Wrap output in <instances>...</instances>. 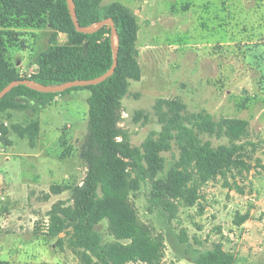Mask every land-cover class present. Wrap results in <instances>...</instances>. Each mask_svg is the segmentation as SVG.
<instances>
[{
	"label": "rangeland",
	"instance_id": "1",
	"mask_svg": "<svg viewBox=\"0 0 264 264\" xmlns=\"http://www.w3.org/2000/svg\"><path fill=\"white\" fill-rule=\"evenodd\" d=\"M112 3L127 7L137 24L140 79L129 80L118 123L131 145L158 139L154 105L162 98L180 100L189 113L205 110L216 120L248 121L247 135L234 143L223 135H199L211 148L233 143L239 149L232 164L207 180L188 168L192 203L172 195L163 196L160 204L152 202L155 181L167 178L180 158L175 139L158 152L153 177L131 193L139 218L167 239L160 264H192L187 257L215 244L231 252L237 264H264V0L101 1ZM10 30L15 33L5 39L7 58L20 76H28L49 45L51 28L21 25ZM65 41L64 33L56 35L55 42ZM89 95L88 89L71 90L42 109L0 113L11 122L5 152L0 151V175L13 184L0 183V258L9 264H83L68 244L71 229L51 238L33 229L35 223L46 229L43 219L54 203L58 209L72 205L71 190L53 194L49 185L79 184L85 176L81 146L88 132ZM32 117L39 122L33 142L15 127ZM29 183L42 188H32L27 200V192H20L21 202L8 207L17 195L13 187ZM9 210L19 214V227L13 220L2 222L12 215ZM243 215L247 219L236 223ZM96 229L102 242L111 240L106 220ZM13 240L22 244L20 253Z\"/></svg>",
	"mask_w": 264,
	"mask_h": 264
},
{
	"label": "trees",
	"instance_id": "2",
	"mask_svg": "<svg viewBox=\"0 0 264 264\" xmlns=\"http://www.w3.org/2000/svg\"><path fill=\"white\" fill-rule=\"evenodd\" d=\"M73 1L82 26L112 18L118 33V62L114 72L100 83L61 92H39L26 85H17L0 99V113L17 108L35 111L51 103L57 95L71 90H90L88 132L81 146V155L87 163L85 176L79 184L50 185L49 191L53 194L71 190L72 205L58 209L54 203L42 234L51 238L71 229L68 244L83 264H160L167 239L139 218L130 199L131 193L148 177H153L158 152L175 139L180 158L167 178L155 181L152 202L160 204L163 196L172 195L184 196L187 203H192L195 197L187 188L191 179L188 168L193 167L207 180L232 164L239 149L233 143L247 135L248 121L235 117L216 120L205 110L189 113L180 100L162 98L154 105L160 125L158 139L148 138L141 146L131 145L118 123L121 99L128 92L129 80L140 79L135 47L136 19L119 3L104 6L102 0ZM21 25L36 28L47 25L52 31L49 45L39 53L37 68L29 76H20L6 55L5 39L15 33L10 28ZM58 33L66 35L65 42H55ZM112 61L110 27L104 25L93 33L76 31L66 0H0V90L22 78L42 84L94 78L106 72ZM15 127L21 135L27 134L30 141L37 138V119L32 117L26 125ZM2 131L5 144L8 128ZM201 133L223 135L233 143L211 148L201 142ZM246 219L243 215L236 223ZM102 220L107 221L111 236L107 242H102L96 229ZM40 229L37 225L35 232ZM187 259L192 264H237L235 256L220 244ZM0 264L9 262L0 260Z\"/></svg>",
	"mask_w": 264,
	"mask_h": 264
},
{
	"label": "water",
	"instance_id": "3",
	"mask_svg": "<svg viewBox=\"0 0 264 264\" xmlns=\"http://www.w3.org/2000/svg\"><path fill=\"white\" fill-rule=\"evenodd\" d=\"M66 1L68 4L69 14L71 16V19L73 21L76 31L82 32V33H93L99 30L104 25H108L110 27L111 45H112V54H113V61H112V65L110 66V68L103 74L97 77H94V78L75 79V80H70V81H66L63 83H59V84H42V83L35 82L34 80H31L29 78L13 80L0 90V99L7 92H9L13 87L17 85H26L27 87L34 89L36 91H39V92H61L71 87L94 85V84L104 81L105 79H107L108 77L112 75L117 65V62H118L117 60L118 58V33H117V29L115 27V24L112 18L108 17V18L99 20L91 25L82 26L79 24L78 19H77L74 1L73 0H66Z\"/></svg>",
	"mask_w": 264,
	"mask_h": 264
},
{
	"label": "crops",
	"instance_id": "4",
	"mask_svg": "<svg viewBox=\"0 0 264 264\" xmlns=\"http://www.w3.org/2000/svg\"><path fill=\"white\" fill-rule=\"evenodd\" d=\"M21 64H23V62H19V65H21ZM6 119L8 120V118L6 117ZM8 123H9V126L7 127L8 128V132H9V128H10V126H11V122H10V120H8ZM8 132H7V134H8ZM6 137H7V135H6ZM3 144H4V142H3V140L0 142V147H2L3 146ZM38 176V175H37ZM39 177V176H38ZM4 178V177H3ZM4 180V184H7L8 185V183H9V185H13L11 182H9V181H7L6 180V178L5 179H3ZM51 185V184H50ZM49 185V186H50ZM36 187H41L42 188V186H41V184L40 183H38L37 185H33L32 183L30 184H27V185H25V186H19V187H13V190H15V192L17 193V195H15V196H13L12 197V201H11V203L9 202L7 205H8V207H10L11 209L13 208V206L14 205H16V202H18L19 201V203L21 202V196H20V192L21 193H26V194H24L23 196L25 197V199L27 200V198H28V194H30V191L32 190V188H36ZM12 190V191H13ZM62 193V192H61ZM60 194V193H59ZM19 195V196H18ZM4 197V196H3ZM0 199L2 200L3 198H2V196L0 197ZM1 201H0V207H1ZM7 205L4 207V209H7ZM15 207V206H14ZM9 211H12V215H9V216H7L6 218H4L3 220H2V222L4 221V223H7L8 221H12L13 220V223L12 224H14L15 226H20V224H18V222L19 223H21L22 221L21 220H19V218H18V216H19V214L17 213V212H15V211H13V210H9ZM36 218V217H35ZM34 218V219H35ZM34 219H32V221H33V223H34ZM46 220H48V215L47 216H45V218L43 219V222H44V226H45V222H46ZM38 225V223H35V225H34V229H33V231H34V234L36 233L35 232V228H36V226ZM0 227H3V225L0 223ZM42 232H44L45 231V229L44 230H41ZM41 232V233H42ZM15 233V235L18 233H16V232H14ZM38 233V232H37ZM14 241V248L15 249H18L17 251L20 253V249H21V246H22V244L20 243V241H18V240H13ZM0 260H5V261H8V262H10V260L9 259H2V258H0Z\"/></svg>",
	"mask_w": 264,
	"mask_h": 264
},
{
	"label": "built area",
	"instance_id": "5",
	"mask_svg": "<svg viewBox=\"0 0 264 264\" xmlns=\"http://www.w3.org/2000/svg\"><path fill=\"white\" fill-rule=\"evenodd\" d=\"M8 126H9L8 120L0 116V142L2 141V138H3L2 128L8 127ZM0 151L5 152V147L4 146L0 147ZM3 179H4L3 176L0 175V183L3 182ZM45 223L47 224V220Z\"/></svg>",
	"mask_w": 264,
	"mask_h": 264
}]
</instances>
